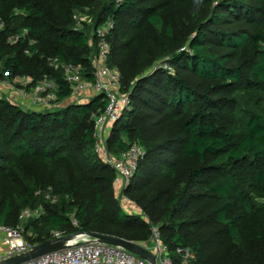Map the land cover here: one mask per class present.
I'll use <instances>...</instances> for the list:
<instances>
[{"label": "trees", "instance_id": "obj_1", "mask_svg": "<svg viewBox=\"0 0 264 264\" xmlns=\"http://www.w3.org/2000/svg\"><path fill=\"white\" fill-rule=\"evenodd\" d=\"M87 9L93 21L79 29L75 12ZM110 17L108 64L132 108L106 145L114 155L145 147L124 194L150 222L121 207L116 171L96 151L107 106L97 94L44 110L0 98V225L42 208L23 223L33 244L55 231L147 242L156 225L172 264L187 246L190 264H264V0H0V74L32 78L27 89L54 79L61 103L72 96L62 65L93 81L97 29Z\"/></svg>", "mask_w": 264, "mask_h": 264}, {"label": "built area", "instance_id": "obj_2", "mask_svg": "<svg viewBox=\"0 0 264 264\" xmlns=\"http://www.w3.org/2000/svg\"><path fill=\"white\" fill-rule=\"evenodd\" d=\"M122 1V0H121ZM121 1H117L118 3ZM80 23V21H78ZM114 28V21L110 17L97 29V53L93 59L95 66V78L93 81L83 76V68L80 64L62 65L65 71L66 80L72 86V96L82 98L84 93L92 90L95 95L102 94L107 101L105 111L95 117V134L97 138L96 151L100 153L104 160L116 171L114 187L118 192H125L131 180L135 177L140 162L146 155V150L138 143H132L122 151L117 157H112L105 147L104 131H110L122 116L126 109L132 108L131 91H124L121 85V72L117 68H112L108 64V57L111 52V45L106 35ZM16 41L20 39L19 35L12 36ZM34 40L31 41L33 43ZM58 58L52 60V64L59 66ZM25 77V76H24ZM32 78L25 77L22 89L24 98H28L29 103L34 102V106L39 103H45L44 97L52 96V88L56 85L54 79L44 78L27 89ZM28 83V84H27ZM71 96V97H72ZM57 99V96H56ZM39 100L43 101L40 102ZM29 107V106H27ZM47 107V106H46ZM44 108V107H39ZM46 109V108H45ZM107 150V151H106ZM108 153L110 155H108ZM47 197L51 196L47 194ZM124 197V194H123ZM56 201L52 197V202ZM44 214L42 208L24 209L21 213V226L12 227L0 225V264L14 256L23 255L30 252L36 244L31 243L25 234L23 225L27 220L40 217ZM148 221V220H147ZM72 223L78 226L76 218ZM152 246L146 247L153 252L158 264H172L169 255L168 246L162 241L158 227L152 225ZM30 236L32 234L28 233ZM65 236L63 232H53L52 238ZM51 238V239H52ZM177 253L182 257L184 264H188L195 258L193 250L187 247H178ZM20 264H151L145 259L129 252L118 246L102 243L87 235H78L77 238L62 249L47 252L37 258L30 259Z\"/></svg>", "mask_w": 264, "mask_h": 264}, {"label": "rangeland", "instance_id": "obj_3", "mask_svg": "<svg viewBox=\"0 0 264 264\" xmlns=\"http://www.w3.org/2000/svg\"><path fill=\"white\" fill-rule=\"evenodd\" d=\"M117 1H121V0H117ZM75 19L80 21V23H77V26H78L79 29H82L83 26H84V25L81 24V22H84L85 24L90 25L92 23V21H93V18L89 15V10L88 9L84 10L82 12H75ZM91 40L92 39H90V42H91ZM8 41L10 43L17 42L11 36L9 37ZM33 42H35V41H33ZM27 52H28V50H27ZM168 58H170V57H168ZM168 58L167 59H163L161 61L162 63H158V66H157L158 69H162L161 68L162 64H163V66L165 68H167L169 66ZM48 61H49V63L52 64L51 58H49ZM57 62L59 64V60ZM0 67H1V65H0ZM155 70H157V69H153V70H151L149 72L147 71L143 75H140V76L136 77V79L132 82V85H136V82L138 81V79H142L143 77L150 75V73L155 72ZM24 78L25 77L19 76V75H13L10 78H8V75L4 74L2 76L0 74V98L6 97L9 101L13 102L16 105L23 106L26 109H30V110L31 109L44 110L45 108L52 109V108H56L58 106H66L67 104H71V103H78V104L86 103V102H89V100L95 96V94H94V92L92 90H88V91H86L84 93L82 98H79V97H76V96H72V97L62 101L61 103L57 102L58 99H56V96L55 97H51V98L44 97V101L47 104L38 102L39 106H34V102L33 101H31V103H29V100H27L28 98H24L23 95H22L23 85L25 84L24 83ZM30 82L31 81H29L28 83H30ZM57 89H58V86L56 84L55 86H53V88L51 90L52 96L57 92ZM130 89L131 88H129L128 90H130ZM39 101L43 102L41 100H39ZM27 106H29V107H27ZM39 107H44V108H39ZM114 125L115 124H113L112 126H114ZM111 132H112V130H110V131L105 130L104 131L105 147H107V145H106L107 144V140H108ZM122 138L124 140L129 141L127 135L123 134ZM132 143H134V142H132ZM143 148H144V150H146L144 146H143ZM108 155H110V154L108 153ZM110 156L117 157L118 155L112 154ZM103 158H105V157H103ZM123 194H124V192H118V190L115 188V195H116V198L120 201L121 207L126 212H128L129 214H142L144 219L147 221L149 218L143 214L141 206L138 205L133 199H130V197H129V195L127 193L124 194V197H123ZM35 209H39V208H35ZM148 221L150 222V220H148ZM155 227H158V226L155 225ZM28 233L33 235L32 231H28ZM139 244H142L144 247H150V246H152V241L150 239L147 242H140ZM190 263L191 262H189L188 264H190Z\"/></svg>", "mask_w": 264, "mask_h": 264}, {"label": "water", "instance_id": "obj_4", "mask_svg": "<svg viewBox=\"0 0 264 264\" xmlns=\"http://www.w3.org/2000/svg\"><path fill=\"white\" fill-rule=\"evenodd\" d=\"M78 235H87L102 243L121 247L139 256L140 258L147 260L151 264H158L156 255L142 244L117 236L85 231H80L75 234H69L58 238H52L43 243L36 244L30 252L23 255L14 256L3 261L1 264H20L30 259L37 258L47 252L65 248L69 242L75 240Z\"/></svg>", "mask_w": 264, "mask_h": 264}]
</instances>
